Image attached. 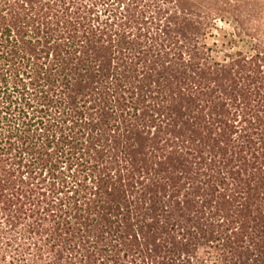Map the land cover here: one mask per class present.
Masks as SVG:
<instances>
[{"label": "trees", "instance_id": "trees-1", "mask_svg": "<svg viewBox=\"0 0 264 264\" xmlns=\"http://www.w3.org/2000/svg\"><path fill=\"white\" fill-rule=\"evenodd\" d=\"M216 3L0 0V264H264V38Z\"/></svg>", "mask_w": 264, "mask_h": 264}, {"label": "rangeland", "instance_id": "rangeland-1", "mask_svg": "<svg viewBox=\"0 0 264 264\" xmlns=\"http://www.w3.org/2000/svg\"><path fill=\"white\" fill-rule=\"evenodd\" d=\"M215 1L219 18L215 20V27L208 39L209 43L227 45L230 37L264 38V0ZM245 11L251 12L249 17L245 16Z\"/></svg>", "mask_w": 264, "mask_h": 264}]
</instances>
